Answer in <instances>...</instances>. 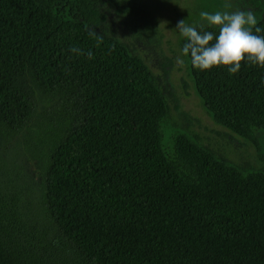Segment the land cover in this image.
Listing matches in <instances>:
<instances>
[{
  "label": "trees",
  "instance_id": "trees-1",
  "mask_svg": "<svg viewBox=\"0 0 264 264\" xmlns=\"http://www.w3.org/2000/svg\"><path fill=\"white\" fill-rule=\"evenodd\" d=\"M103 6L0 0V264H264V157L246 172L202 145L189 130L200 120L178 105L174 60L156 74L135 46L97 32ZM124 12L156 46L150 10L127 0ZM253 32L264 35V19ZM186 63L212 121L256 144L264 67ZM171 103L186 128L168 150Z\"/></svg>",
  "mask_w": 264,
  "mask_h": 264
},
{
  "label": "rangeland",
  "instance_id": "rangeland-1",
  "mask_svg": "<svg viewBox=\"0 0 264 264\" xmlns=\"http://www.w3.org/2000/svg\"><path fill=\"white\" fill-rule=\"evenodd\" d=\"M151 12L155 19V27L161 34L156 46L146 48L143 39H137L125 18V4L127 0H102L105 22L96 28L97 32L118 38L126 44L135 46L146 63L156 73H162V64L166 58L174 60V67L170 80L174 86L178 105L181 110L200 120L199 124L190 125V132L194 133L198 141L209 147L223 161L238 165L246 172L255 171L260 167L261 157H264V129L256 131V144L246 142L243 138L233 135L228 130L215 124L205 111L197 96L190 78L187 57H182L183 65L177 63V57L185 42L176 30L177 22L185 20L186 24H204L199 16L201 10L214 12L217 10L252 11L258 22L264 19V0L257 7H253L248 0H139ZM214 27V26H210ZM216 28V27H215ZM187 83V88L184 86ZM169 116L163 121V144L166 149L171 148L172 135L177 130L185 129V122L179 116L174 103H171ZM179 109V110H180ZM26 172L33 179H39V164L36 159L25 160Z\"/></svg>",
  "mask_w": 264,
  "mask_h": 264
},
{
  "label": "clouds",
  "instance_id": "clouds-1",
  "mask_svg": "<svg viewBox=\"0 0 264 264\" xmlns=\"http://www.w3.org/2000/svg\"><path fill=\"white\" fill-rule=\"evenodd\" d=\"M199 16L204 24L218 28V32L204 30L201 24L178 21L176 30L185 40L176 58L178 64L183 65L182 57H187L194 69L203 72L225 66L229 74L239 72L241 61L264 67V35L254 34L253 27L258 20L252 11L201 10ZM259 31L257 28L256 32ZM70 51L81 54L77 47ZM87 55L92 59L91 51Z\"/></svg>",
  "mask_w": 264,
  "mask_h": 264
}]
</instances>
